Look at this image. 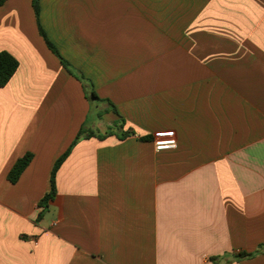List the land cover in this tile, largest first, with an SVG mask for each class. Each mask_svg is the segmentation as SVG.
I'll list each match as a JSON object with an SVG mask.
<instances>
[{
  "label": "crops",
  "instance_id": "1",
  "mask_svg": "<svg viewBox=\"0 0 264 264\" xmlns=\"http://www.w3.org/2000/svg\"><path fill=\"white\" fill-rule=\"evenodd\" d=\"M39 9L88 93L117 113L48 49L33 0L0 7V53L19 61L0 88V264H264V0ZM84 125L96 137L72 148L38 220ZM169 139L176 149L156 150Z\"/></svg>",
  "mask_w": 264,
  "mask_h": 264
},
{
  "label": "trees",
  "instance_id": "2",
  "mask_svg": "<svg viewBox=\"0 0 264 264\" xmlns=\"http://www.w3.org/2000/svg\"><path fill=\"white\" fill-rule=\"evenodd\" d=\"M8 0H0V7H2ZM34 9H35V15L36 19L39 25V31L40 35L44 39L48 49L59 58L62 65L69 71L73 76H75L79 81H81L85 87V91L88 90L87 86H91L90 82L87 81L81 74H77L75 70L72 68V66L62 57L57 47L49 40L46 32L44 31L42 25L40 24V9H39V0H33ZM19 68V61L9 52L3 51L0 53V88L6 87L11 79L16 74L17 70ZM88 93V91H87ZM89 100H96V101H102V102H108L109 108L106 110L107 112H115L117 113L114 105L110 103L109 101L101 100L96 93L91 90L90 93H88ZM112 133L109 132L106 135H98L97 137L99 139H105L108 136H111ZM96 137L95 133L88 129L87 125L82 126L81 130L79 131L77 138L75 142L72 144V146L65 152V154L57 161L55 164L52 173H51V190L48 194L44 196V198L39 203L40 212L38 215V220H42L45 214L47 213V210L49 208V203L55 198L57 195V183H56V177L59 169L61 168L64 161L68 158L70 152L72 151V148L82 139V138H91ZM34 159V155L31 153H27L22 158L18 159L10 173L8 174V180L12 184H15L19 181L25 170L29 167V165L32 163ZM244 257L251 256V254H244Z\"/></svg>",
  "mask_w": 264,
  "mask_h": 264
},
{
  "label": "built area",
  "instance_id": "3",
  "mask_svg": "<svg viewBox=\"0 0 264 264\" xmlns=\"http://www.w3.org/2000/svg\"><path fill=\"white\" fill-rule=\"evenodd\" d=\"M155 147L157 151L174 150L177 148V141L175 139L157 141Z\"/></svg>",
  "mask_w": 264,
  "mask_h": 264
}]
</instances>
